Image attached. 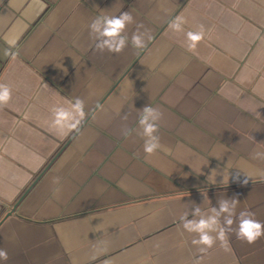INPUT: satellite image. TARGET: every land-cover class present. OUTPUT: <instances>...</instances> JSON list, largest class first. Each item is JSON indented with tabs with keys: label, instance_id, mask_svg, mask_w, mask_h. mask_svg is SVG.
Wrapping results in <instances>:
<instances>
[{
	"label": "crops",
	"instance_id": "0c3cea01",
	"mask_svg": "<svg viewBox=\"0 0 264 264\" xmlns=\"http://www.w3.org/2000/svg\"><path fill=\"white\" fill-rule=\"evenodd\" d=\"M123 11L129 45L95 51L91 22ZM0 83V264H264V237L202 254L180 221L223 196L264 222V0H0ZM77 97L80 132L53 134L52 107ZM149 105L163 114L151 155Z\"/></svg>",
	"mask_w": 264,
	"mask_h": 264
},
{
	"label": "clouds",
	"instance_id": "9594fccd",
	"mask_svg": "<svg viewBox=\"0 0 264 264\" xmlns=\"http://www.w3.org/2000/svg\"><path fill=\"white\" fill-rule=\"evenodd\" d=\"M134 23V17L129 11H123L116 16L96 17L89 25V35L93 41L95 51L101 54L105 51L116 54L121 53L129 45L126 29ZM182 23L177 19L172 22L171 27L174 31H182ZM141 28H144V26L137 24L136 31L130 37L131 46L135 49L145 48L147 41L152 39L150 30L145 28L141 31ZM204 34L205 28L203 25H199L198 31L187 32V39L190 41L189 48L194 49L204 38ZM11 98V88L7 84L0 83V107L6 106ZM51 111L50 129L53 134L60 137H67L72 133L78 134L87 117L84 100L79 97L69 102L68 106H53ZM137 111L139 114L137 121L139 131L137 135L143 139L144 152L151 155L161 147L158 132L159 121L163 114L151 105ZM122 119L126 121L128 119L127 114ZM133 131V129L125 126L122 129V134L127 138ZM234 179L240 181L239 172L235 174ZM242 183H248L247 176ZM217 205V207L211 208L210 213L203 211L199 205H193L191 213L187 210L180 216L183 229L188 233L196 234L191 243L197 247L199 253H207L208 249L212 248L217 241L225 250H228V236L230 233H235L238 240L248 244H253L259 238L264 237V222L255 219V214L248 209L240 210L237 213L239 200L236 197L228 199L222 196L217 200ZM190 214L193 217L192 219H188ZM8 259L7 251L0 249V260L7 261ZM197 264H199V261H197Z\"/></svg>",
	"mask_w": 264,
	"mask_h": 264
}]
</instances>
